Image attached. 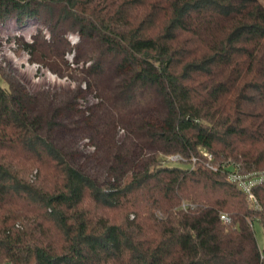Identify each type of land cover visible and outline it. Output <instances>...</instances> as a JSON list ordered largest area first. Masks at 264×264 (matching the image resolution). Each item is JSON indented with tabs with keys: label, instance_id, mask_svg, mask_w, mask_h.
<instances>
[{
	"label": "trees",
	"instance_id": "trees-1",
	"mask_svg": "<svg viewBox=\"0 0 264 264\" xmlns=\"http://www.w3.org/2000/svg\"><path fill=\"white\" fill-rule=\"evenodd\" d=\"M11 21L42 22L49 39L17 40L80 79L62 97L0 84V264H264V0H0V27ZM67 32L87 67L65 61ZM83 84L99 99L84 125L108 144L104 178L57 134ZM233 166L259 179V207Z\"/></svg>",
	"mask_w": 264,
	"mask_h": 264
},
{
	"label": "rangeland",
	"instance_id": "rangeland-1",
	"mask_svg": "<svg viewBox=\"0 0 264 264\" xmlns=\"http://www.w3.org/2000/svg\"><path fill=\"white\" fill-rule=\"evenodd\" d=\"M41 31L47 39L50 33L42 22L30 24L28 28L19 30L14 21L9 22L7 28L0 27V84L4 87L8 86V80H17L21 82L27 91L36 94L39 92H49L53 96H65L76 88L78 73L69 75L61 73L58 70L51 69L47 64L32 59L29 50L19 43L17 38H21L25 42L31 43L33 36ZM66 39L71 44L64 55L67 64L76 71L87 67L91 61L81 60L78 64L74 61V55L77 50L74 48L80 41V37L76 33L67 32ZM83 95L78 100V112L70 115L63 120L72 124L69 127H62L57 130V134L71 147L78 152L74 155V162L85 172L104 178L109 165L108 144L100 138L92 141L89 138V132L85 128V116H87L91 107L93 108L99 103L96 92L88 89L83 84ZM156 111L139 112L134 118L154 119ZM125 132L122 128H118L116 136L118 140H122ZM154 151L149 148L136 147L134 155L138 159H146ZM254 231L260 246L264 244V231L260 224H254Z\"/></svg>",
	"mask_w": 264,
	"mask_h": 264
},
{
	"label": "built area",
	"instance_id": "built-area-1",
	"mask_svg": "<svg viewBox=\"0 0 264 264\" xmlns=\"http://www.w3.org/2000/svg\"><path fill=\"white\" fill-rule=\"evenodd\" d=\"M205 155L209 160L207 166L213 171H217L219 167L210 162V160L212 159V155L206 152ZM166 159L168 162H173V163L188 161L185 157H183V155L179 153L168 155ZM196 161H197L196 157L192 156L191 160L189 161L192 167H194ZM227 174H228V179L231 182L235 183L240 189L244 191V193L247 195L248 200L251 203H253L255 207H259L257 198L253 191V187L256 183H258L259 179H257L253 174L241 173L238 166H233V168L230 171H228ZM184 207H186V204H184ZM221 219L223 221H229V217L224 213L221 214Z\"/></svg>",
	"mask_w": 264,
	"mask_h": 264
}]
</instances>
